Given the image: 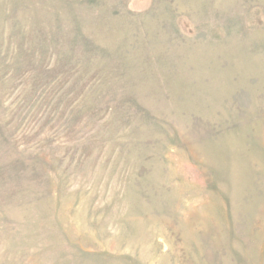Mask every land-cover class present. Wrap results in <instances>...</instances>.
Returning a JSON list of instances; mask_svg holds the SVG:
<instances>
[{
    "label": "rangeland",
    "instance_id": "1",
    "mask_svg": "<svg viewBox=\"0 0 264 264\" xmlns=\"http://www.w3.org/2000/svg\"><path fill=\"white\" fill-rule=\"evenodd\" d=\"M0 264H264V0H0Z\"/></svg>",
    "mask_w": 264,
    "mask_h": 264
}]
</instances>
